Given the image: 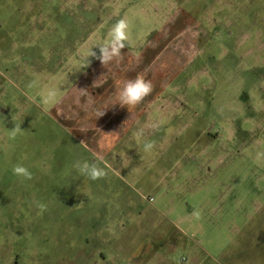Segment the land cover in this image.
I'll use <instances>...</instances> for the list:
<instances>
[{"label": "rangeland", "instance_id": "obj_1", "mask_svg": "<svg viewBox=\"0 0 264 264\" xmlns=\"http://www.w3.org/2000/svg\"><path fill=\"white\" fill-rule=\"evenodd\" d=\"M86 2L0 0V207L34 217L14 218L13 255L31 240L50 254V218L74 241L79 208L125 198L113 227L120 247L143 242L135 264H264V0ZM137 75L152 91L128 110L117 81ZM90 157L94 181L72 167Z\"/></svg>", "mask_w": 264, "mask_h": 264}, {"label": "flooded vegetation", "instance_id": "obj_2", "mask_svg": "<svg viewBox=\"0 0 264 264\" xmlns=\"http://www.w3.org/2000/svg\"><path fill=\"white\" fill-rule=\"evenodd\" d=\"M75 3L76 6L78 4L79 7L87 8L86 0H75ZM89 162H95L97 167L102 169L95 158L90 157ZM124 200L125 198L121 199L122 208L118 209L116 213L114 212L115 209L108 210V212L99 211L98 206L97 209H93L91 212L86 211L83 207L79 208L82 209L83 214L78 221L82 223L83 227H80L81 233H78L74 241H71L68 235L65 236L68 233L66 230H59L56 233L55 229L65 228L55 226V222L51 225L53 221L50 218V226L54 229V244L52 249L49 248L51 250L50 254L44 253L41 256L37 240L20 243L21 248L19 247L15 255H13L12 250H14V247L9 242L10 239L8 237H18L24 231V229H19L22 225L13 223L14 218L20 219L21 222L27 225L32 218L34 221V217L30 218L29 215L22 216V205L16 201V198L12 199L11 202L7 203L8 209L0 207V228L5 229L3 230V241L0 246V249H3V253L0 252V264H56L59 259H62L63 264H135L136 248L140 249L143 242L132 248H129V246L120 247L116 243L118 231L113 227V219L118 216V213L120 211L122 214L127 212L126 204L122 203ZM3 212L4 215L2 214ZM109 226L112 227L110 228ZM43 229H47V227ZM36 238H39V236H36ZM56 238H58V241H56ZM159 238L162 240L163 237L160 236ZM14 244L19 243L14 241Z\"/></svg>", "mask_w": 264, "mask_h": 264}, {"label": "clouds", "instance_id": "obj_3", "mask_svg": "<svg viewBox=\"0 0 264 264\" xmlns=\"http://www.w3.org/2000/svg\"><path fill=\"white\" fill-rule=\"evenodd\" d=\"M126 24L123 20L116 22L112 28V40L109 44L99 45V59L104 64L106 60H111L114 56L118 54L120 48L124 47L122 41L125 39V30ZM95 53L91 51V56H94ZM118 91L115 93L119 100V105L126 107L128 110L130 108L138 105L149 93L152 91V85L149 81H146L142 76L137 75L132 79H125L123 81H117ZM51 95V93L49 94ZM160 122L154 121L148 124L143 125L137 131L133 133V136L136 138L143 137L145 134V128L156 129L159 127ZM143 151L148 152L152 149L153 145L150 141L144 140L142 145ZM99 159V157H97ZM73 169L80 176L85 177L89 180H96L99 177L104 176V171L101 168H98L95 162L81 161L76 160L72 165ZM12 172L14 175H17L23 179H30V172L21 165H14L12 167ZM42 208L43 205H40Z\"/></svg>", "mask_w": 264, "mask_h": 264}, {"label": "built area", "instance_id": "obj_4", "mask_svg": "<svg viewBox=\"0 0 264 264\" xmlns=\"http://www.w3.org/2000/svg\"><path fill=\"white\" fill-rule=\"evenodd\" d=\"M148 201L152 202L153 201V198H149Z\"/></svg>", "mask_w": 264, "mask_h": 264}]
</instances>
